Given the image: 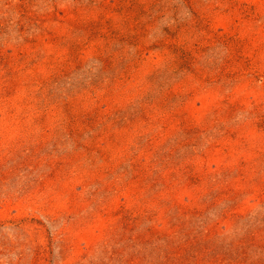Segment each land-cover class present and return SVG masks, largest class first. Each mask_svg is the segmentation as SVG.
<instances>
[{"label":"rangeland","instance_id":"374dc122","mask_svg":"<svg viewBox=\"0 0 264 264\" xmlns=\"http://www.w3.org/2000/svg\"><path fill=\"white\" fill-rule=\"evenodd\" d=\"M0 264H264V0H0Z\"/></svg>","mask_w":264,"mask_h":264}]
</instances>
